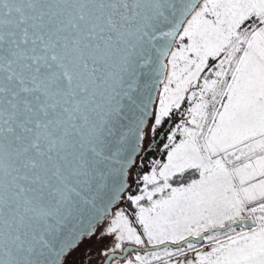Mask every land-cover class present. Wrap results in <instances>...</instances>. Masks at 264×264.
I'll list each match as a JSON object with an SVG mask.
<instances>
[{"label":"snow or ice","instance_id":"6c2138e0","mask_svg":"<svg viewBox=\"0 0 264 264\" xmlns=\"http://www.w3.org/2000/svg\"><path fill=\"white\" fill-rule=\"evenodd\" d=\"M0 264H264V0H0Z\"/></svg>","mask_w":264,"mask_h":264},{"label":"flooded vegetation","instance_id":"af4514ba","mask_svg":"<svg viewBox=\"0 0 264 264\" xmlns=\"http://www.w3.org/2000/svg\"><path fill=\"white\" fill-rule=\"evenodd\" d=\"M159 155H160V153L157 152V151H152V152H150V153L145 157V160H144L145 166H147V162H148V160H150L151 158H154V157H156V156H159ZM145 168H146V167H145Z\"/></svg>","mask_w":264,"mask_h":264},{"label":"rangeland","instance_id":"374dc122","mask_svg":"<svg viewBox=\"0 0 264 264\" xmlns=\"http://www.w3.org/2000/svg\"><path fill=\"white\" fill-rule=\"evenodd\" d=\"M108 243H110L109 241H105L104 244L99 245V247L103 248L106 247L108 245ZM95 256V254H94Z\"/></svg>","mask_w":264,"mask_h":264},{"label":"trees","instance_id":"16d2710c","mask_svg":"<svg viewBox=\"0 0 264 264\" xmlns=\"http://www.w3.org/2000/svg\"><path fill=\"white\" fill-rule=\"evenodd\" d=\"M157 157V156H156ZM145 170H147L146 168H145Z\"/></svg>","mask_w":264,"mask_h":264}]
</instances>
